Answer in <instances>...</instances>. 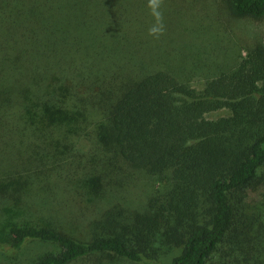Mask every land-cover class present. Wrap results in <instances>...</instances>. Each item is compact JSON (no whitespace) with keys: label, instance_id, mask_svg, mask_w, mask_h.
<instances>
[{"label":"trees","instance_id":"obj_1","mask_svg":"<svg viewBox=\"0 0 264 264\" xmlns=\"http://www.w3.org/2000/svg\"><path fill=\"white\" fill-rule=\"evenodd\" d=\"M225 2L264 17V0ZM146 5L0 0V264H264V211L250 203L264 167V47L195 84L214 22L196 8L181 21L164 0L155 39ZM122 176L159 184L137 205L113 203L107 191H130ZM45 178L55 188L36 186Z\"/></svg>","mask_w":264,"mask_h":264},{"label":"rangeland","instance_id":"obj_2","mask_svg":"<svg viewBox=\"0 0 264 264\" xmlns=\"http://www.w3.org/2000/svg\"><path fill=\"white\" fill-rule=\"evenodd\" d=\"M176 1L180 3L179 19L181 21H187L191 19L197 20L199 16L195 12L196 8L200 9V11H202V15L205 16V19H203L204 22H214V24L212 25L213 32L205 37L206 44L202 47V50L200 51L207 53L208 56L204 59L203 63L200 65V71L194 77L193 81L195 84H202V82L200 81H204L209 77H214V75H217L221 71L235 68L240 61H242L243 59H248L251 49L255 46L262 45L264 47V17L261 19L235 17L228 12L225 0H196L193 13L189 12L191 0ZM202 1L206 3V6L202 5ZM202 9H205V11H203ZM38 149L45 150V147H40L37 145L36 147H29L26 153L27 155L24 157V160L30 157V152H35ZM53 149H57V147H54ZM80 150L81 152L86 153L88 150V146L84 144L80 146ZM50 161L51 160L46 161L47 166ZM56 167L57 165L54 164L51 166V168L48 166L51 174L57 175L58 169ZM110 170L111 167L109 166L108 170L106 171L109 172ZM95 179L101 180L102 177L96 176ZM48 180L51 179H38V181H36V186H38V188H55V184L49 182ZM118 181H120V185L124 186V188L130 191L127 192L126 190V192H122V196H120L119 194L117 195L116 192L113 193L111 192L112 190H110L105 193V196L109 197L113 203H116L118 200H121L124 204H126V202H131L133 205L137 203L136 201H140L141 203L145 199V195L152 191L156 187L155 185L157 184V182L151 180L148 181L146 178L142 177L141 179H130L122 176L118 178ZM136 185L138 186V188ZM255 185V189L257 191H255L256 195L250 202L251 207L255 208L258 212H262L264 211V203H262L261 200V197H264V167L259 171V176L257 178V182H255ZM131 193L134 198L130 195ZM43 198V195L39 196L36 194V205L41 203L47 204L51 201V199L45 197V201L43 200L42 202ZM34 220H36V218L32 219L31 223L34 222ZM7 224L9 223L6 222L4 224V227L2 226L0 227V229H6ZM52 249L53 248L49 245H39V250L42 252H48ZM36 253H38L37 246ZM215 257V259H218L219 254L216 253ZM166 260H169V258ZM88 263L98 264L99 262H94V260H78L74 261L72 264ZM166 263L167 261H165L163 264Z\"/></svg>","mask_w":264,"mask_h":264},{"label":"clouds","instance_id":"obj_3","mask_svg":"<svg viewBox=\"0 0 264 264\" xmlns=\"http://www.w3.org/2000/svg\"><path fill=\"white\" fill-rule=\"evenodd\" d=\"M146 6L150 10V14L154 21L148 28V35L155 39H159L166 31L164 13L162 10L164 6V0H147Z\"/></svg>","mask_w":264,"mask_h":264}]
</instances>
